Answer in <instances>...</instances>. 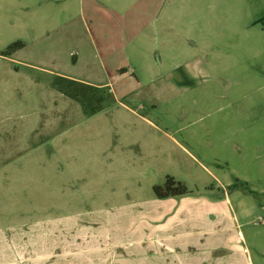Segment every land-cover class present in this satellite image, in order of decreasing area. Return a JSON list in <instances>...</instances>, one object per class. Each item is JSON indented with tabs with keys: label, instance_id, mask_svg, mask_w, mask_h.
<instances>
[{
	"label": "rangeland",
	"instance_id": "1",
	"mask_svg": "<svg viewBox=\"0 0 264 264\" xmlns=\"http://www.w3.org/2000/svg\"><path fill=\"white\" fill-rule=\"evenodd\" d=\"M129 1L0 0V117L16 131L0 157L83 161L89 151L73 146L136 141L141 127L173 144L156 125L193 155L178 150L173 178L186 192L228 190L264 250V0ZM64 86L68 97L54 91ZM32 131L51 150L11 147Z\"/></svg>",
	"mask_w": 264,
	"mask_h": 264
},
{
	"label": "crops",
	"instance_id": "2",
	"mask_svg": "<svg viewBox=\"0 0 264 264\" xmlns=\"http://www.w3.org/2000/svg\"><path fill=\"white\" fill-rule=\"evenodd\" d=\"M141 1L153 10L159 2L172 3ZM130 5H138V0H130ZM139 28L145 34L146 25ZM1 55L17 71L18 65H24L20 58ZM30 78L34 81L33 75ZM92 85L103 87L108 82ZM54 91L67 96L65 86ZM110 93L116 95L114 90ZM1 123L0 117V148L2 139L9 144L16 133ZM153 126L173 144L161 145L160 138L141 127L132 128L140 135L136 141L122 137L89 147L73 146L89 151L83 161L77 157L65 164L49 157L52 164H46L45 158L18 161L4 153L8 158L0 157V264H264V250L251 248L259 233L245 232L243 225L249 222L242 202H234L228 190L155 196L154 185L166 176L176 177L169 168L177 167L178 150L192 154L169 132ZM32 135L35 132L15 134L11 147L51 150L45 141H40L43 145L33 141ZM48 165L57 173H50ZM14 166L25 173H13ZM158 177L161 182H156ZM40 194L42 201H35Z\"/></svg>",
	"mask_w": 264,
	"mask_h": 264
},
{
	"label": "trees",
	"instance_id": "3",
	"mask_svg": "<svg viewBox=\"0 0 264 264\" xmlns=\"http://www.w3.org/2000/svg\"><path fill=\"white\" fill-rule=\"evenodd\" d=\"M20 46V42L15 41L8 46V51ZM153 192L157 198L176 196L186 193L185 187L171 176H166L163 183L153 186Z\"/></svg>",
	"mask_w": 264,
	"mask_h": 264
}]
</instances>
